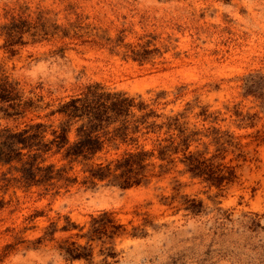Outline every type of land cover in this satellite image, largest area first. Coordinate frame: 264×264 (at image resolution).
<instances>
[{
    "label": "rangeland",
    "instance_id": "1",
    "mask_svg": "<svg viewBox=\"0 0 264 264\" xmlns=\"http://www.w3.org/2000/svg\"><path fill=\"white\" fill-rule=\"evenodd\" d=\"M0 83L12 98H0V130L40 122L51 140L62 120L51 113L99 83L141 96L159 115L150 122L178 117L186 154L226 177L218 187L193 176L182 151L160 161L159 143L178 135L166 126L89 161L155 149L149 184L129 189L88 182L82 163L54 150L40 166L64 168L55 187L0 163V264H106L101 242L91 261L60 248L86 245L77 235L103 212L126 229L104 245L111 264H264V0H0ZM26 101L36 107L8 116ZM68 220L77 227L64 230Z\"/></svg>",
    "mask_w": 264,
    "mask_h": 264
},
{
    "label": "trees",
    "instance_id": "2",
    "mask_svg": "<svg viewBox=\"0 0 264 264\" xmlns=\"http://www.w3.org/2000/svg\"><path fill=\"white\" fill-rule=\"evenodd\" d=\"M0 98L9 102L12 100L10 91L3 83H0ZM259 98H262L264 103L263 93L259 94ZM140 99L141 96L132 97L122 91L107 90L99 83L90 85L83 93L72 97L51 113L62 116L57 129L52 131L51 140H46L48 127L40 122L29 124L21 130L11 127L1 129L0 163L19 164L18 170L25 180L55 187L56 183L52 181L64 180V168L56 170L53 164L46 167L40 166L45 161L44 156L54 150L55 154H61L62 159L70 164L82 163L85 172L88 173L86 176L88 182L92 184L96 181L106 182L108 185L118 186L121 189H129L149 184L157 166L153 160L155 149L147 150L138 147L111 160L106 159L96 164H89V161L102 152L107 145L118 147L120 143H137L139 134H147L166 126L169 130H176L178 135L176 138L170 136L166 139L165 142L168 143L166 145L159 143L156 157L160 161L167 160L171 163L173 160L169 158L182 151L184 155L182 162L193 176L204 177L211 184L221 186L226 177L217 173L208 160L202 161L200 155L195 153L186 154L189 150L190 136L185 135V130L179 124V118L169 117L168 122L162 125L150 122L151 117L159 115L152 109H148V106ZM9 107L12 113L8 116H12L21 115L26 108L36 106L32 101H26L18 104L11 103ZM143 130L146 132H142ZM72 131L75 134L73 142L69 139ZM158 167L162 171L164 165L159 164ZM38 176L39 179H37ZM185 203L187 210L193 213L200 211L201 203L197 204L194 199H186ZM71 227L77 226L68 220L63 229L69 230ZM125 232L124 225L116 224L111 213L103 212L92 217L90 226L84 234L77 235L87 240L86 245L65 242L60 248L69 260L91 261L93 259L92 242H101L103 246L101 253L105 256L103 262L111 264L107 262V258H114L116 254L104 245L111 243L115 237ZM143 233V230L134 228L131 235L137 236Z\"/></svg>",
    "mask_w": 264,
    "mask_h": 264
}]
</instances>
